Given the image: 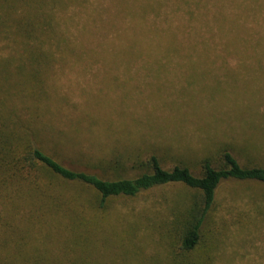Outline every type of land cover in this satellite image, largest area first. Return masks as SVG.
<instances>
[{
	"label": "rangeland",
	"instance_id": "1",
	"mask_svg": "<svg viewBox=\"0 0 264 264\" xmlns=\"http://www.w3.org/2000/svg\"><path fill=\"white\" fill-rule=\"evenodd\" d=\"M151 1L158 0H26V7L14 3L15 13L8 16L14 20L20 11L28 15L27 10L51 5L60 28L72 36L80 33L84 20L140 17L147 2L154 4ZM1 7L5 8L2 0L0 13ZM146 17L157 15L149 11ZM7 48L0 51L4 56H0V110L20 102L15 89L6 90L7 84L33 81L28 68L19 65L27 50ZM58 50L52 54L56 60L36 69V80L46 91L43 100L32 98L26 86L19 88V94L34 117L37 112L32 118L43 128L44 144L64 165L99 172L109 159H119L127 169L155 154L165 167L184 161L195 169L205 155L227 145L241 164L264 166V53L185 49L170 51L180 55L161 58L158 64L131 62L123 49L75 48L66 58ZM151 53L156 58L159 51ZM187 192L181 184L171 183L114 198L97 231L100 249L110 242L108 250L116 261L126 254L128 262L145 264L151 258L162 263L166 204L183 200ZM24 216L15 219L26 228ZM212 217L220 230L213 264H264L263 183L223 180L216 189ZM124 226L130 227L124 236L129 251L118 255L115 232ZM61 234V227L46 222L31 229L26 240L44 249L50 246L51 235L57 244ZM104 261L109 263L106 257Z\"/></svg>",
	"mask_w": 264,
	"mask_h": 264
},
{
	"label": "trees",
	"instance_id": "2",
	"mask_svg": "<svg viewBox=\"0 0 264 264\" xmlns=\"http://www.w3.org/2000/svg\"><path fill=\"white\" fill-rule=\"evenodd\" d=\"M25 1L2 0L5 8L0 13V51L11 46L27 50L19 65L27 67L33 78L27 85L18 80L12 87L7 84L6 90H17L13 92L20 102L0 110L6 113L0 116V264H137L128 262L125 254L129 248L124 236L130 227L115 232L118 255L125 254L119 261L109 251L110 242L105 250L100 249L97 231L101 221L114 198L171 183L181 184L188 192L183 200L166 204L161 231L165 258L160 264H213L220 238L212 217L216 189L228 179L264 184V166L241 164L227 145L205 155L195 169L184 161L165 167L155 154L130 163L127 169L119 159H109L99 172L66 166L44 144L43 128L33 119L37 112L34 117L19 88L26 86L32 98L43 100L46 91L43 82L36 80V69L56 60L52 54L57 49L65 58L75 48L123 49L131 62L158 64L161 58L180 55L170 51L185 49H205L211 54L264 53V0L151 1L154 4L147 2L140 17L84 20L80 33L72 36L60 28L51 5L27 10L28 15L20 11L10 19L14 3L25 6ZM149 11L157 17L147 18ZM152 51H159L156 58ZM24 213L26 228L15 219ZM46 222L61 227L60 242L54 244L51 235L47 248L28 244L27 233ZM145 264L158 263L150 258Z\"/></svg>",
	"mask_w": 264,
	"mask_h": 264
}]
</instances>
